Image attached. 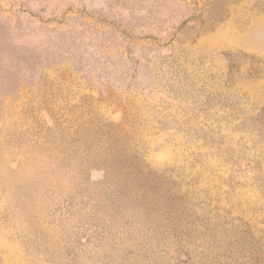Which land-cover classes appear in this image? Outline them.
I'll list each match as a JSON object with an SVG mask.
<instances>
[{"label": "rangeland", "instance_id": "1", "mask_svg": "<svg viewBox=\"0 0 264 264\" xmlns=\"http://www.w3.org/2000/svg\"><path fill=\"white\" fill-rule=\"evenodd\" d=\"M0 264H264V0H0Z\"/></svg>", "mask_w": 264, "mask_h": 264}]
</instances>
